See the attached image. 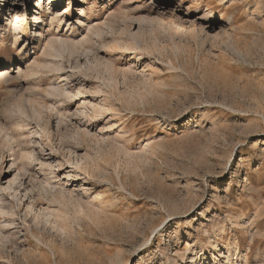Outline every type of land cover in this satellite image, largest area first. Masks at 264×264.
<instances>
[{
    "label": "rangeland",
    "instance_id": "1",
    "mask_svg": "<svg viewBox=\"0 0 264 264\" xmlns=\"http://www.w3.org/2000/svg\"><path fill=\"white\" fill-rule=\"evenodd\" d=\"M15 1L28 20L0 34V70L28 57L0 80V264H264V0H43L75 24L48 39L91 51L54 62L38 0ZM20 136L33 177L10 166Z\"/></svg>",
    "mask_w": 264,
    "mask_h": 264
},
{
    "label": "bare ground",
    "instance_id": "2",
    "mask_svg": "<svg viewBox=\"0 0 264 264\" xmlns=\"http://www.w3.org/2000/svg\"><path fill=\"white\" fill-rule=\"evenodd\" d=\"M53 2H55V0H51L50 3H53ZM6 5H7V9H5V6ZM64 8L66 9L64 12L58 13V12L50 11L49 12L50 14L45 16L44 10H42L43 9V0H38L37 3H36V5H35V7H34V9H33L35 11V13H34V21H35V23H37V26H36L37 28L35 30L37 33L35 32L36 33L35 36H37L39 38L38 42L42 38L45 39V40H47V42L44 40L45 41V45H44V49H43V55L44 56H42V57H45V55H46L47 57H49V59L51 58L52 61L53 60H56V59H59L60 56L62 55L61 52L63 53V55H65L64 54L65 51L69 52L70 57L73 56L75 59H76V57L79 58L82 55L87 56L91 52L89 49L88 50L85 49V50H83L82 53H80L79 52V47H80L79 46V43L78 44H75L74 43V40H72V38H70L69 40H66V38L63 39L62 37L59 36V38L56 37V39H54V37H50L48 39V37L51 35V32H50L51 29H52L51 27L54 28L53 30H55V29L56 30H60L61 26L63 24H65L70 30H72V28H75V24L70 21V18L67 19V17L65 16L66 13L70 12L69 6H66ZM2 10H5L6 11V14L8 15L6 18L4 16V14L2 13L3 12ZM84 12H85V10L83 9L82 13H84ZM25 13H26V10L24 8V5L22 7L19 6V5H17L15 0H4V2L0 5V34H2V36H4L3 34H5V40L10 39V38H15V42H16L17 39L19 38V36L22 35V33H23V26L25 24V19H26V17L24 16ZM39 15L43 16V19H42L41 22H40V18L38 17ZM47 18H50V21H49V24H48L49 26L47 25V21H46ZM164 18H165V16H164ZM158 19H156V20L159 21V22H161V23L162 22H165L164 21L165 19H162L161 20V16ZM27 20L28 19H26V21ZM83 20H84V18L83 19L80 18L77 23L78 24H81V23H83L82 22ZM5 22L6 23H9L11 25V28L10 27H7L6 31H4L5 30L4 29V23ZM44 23L50 28L48 30V32H45L44 31L45 30V26H43ZM142 23H145V22H141V24ZM178 23H180V22H178ZM178 26H180V25H178ZM88 28H89V30H88L87 36H90L89 34H91L93 36V37H89V40L86 41L87 43L88 42L90 43L92 41V39L96 37L95 34L98 35L99 32L100 33H102V32H101V30H99L97 28H96L97 30H95V28H93L92 26H89ZM82 42H83V40H82ZM70 46H72V47H70ZM86 46H87V44H86ZM84 48H85V46H84ZM14 52L16 53V56H14V62H11L12 64H10L9 67L0 70V80L1 79L2 80L3 79H6L7 80V78L9 79L10 77H12L14 75V73H16L18 75L21 73V69H20V67H18V66H23V62L21 61V57L24 56L25 59H26L28 56H27V54H24V52H22L21 50L20 51L15 50ZM35 58H36V56H35ZM52 61H50V63H52ZM26 63H27V74H28V72L33 71L32 68H34V67H35L34 68L35 69L34 70V73H35V71H36L35 63H37V62L35 61V62H32V63H29V62H26ZM36 65H38V64H36ZM60 65L57 64V66H53L52 69H54V71H60V70H62V69H60ZM45 69L47 70V68H45ZM49 74H50V72H49ZM43 75H45V74H43ZM33 76H36V75H33ZM27 77H29V75ZM30 77H31V75H30ZM55 78L60 79L59 77H55ZM59 82L61 83L62 81H59ZM54 89L53 90H49L47 94L54 95V97L55 96H58L59 99H60L61 94L63 93V90H64L63 89V86H61V87L60 86H55ZM66 89H67V87H66ZM13 127H15V125ZM109 127L112 128L111 126H109ZM20 128H21V126H20ZM0 131H1V134L3 136V133H2V132H4L3 129L0 128ZM12 133H15V132H12ZM2 136H1V138H2ZM20 137L23 138L22 136H20ZM13 138H14V136L11 135L10 138H7V139H9L8 141H11ZM14 141H13V143L16 142V141L15 142ZM29 142L30 141L28 139L25 140V138H23L22 142H20L19 145H13V143H12V145L10 146V150H13V158H12V161H10V163H11L10 166H13L14 167L13 169H15L16 172L18 171L21 175L22 174L23 175L28 174V177L29 176H32L33 177V172H32L33 168L32 167H33V163L35 162V157L38 154H37L36 148H33L32 147V145H35L36 146V141H34V139H33V141L31 140V142L33 144H29ZM5 144H7V142ZM16 147H17V149L19 148V150H17ZM2 148H3V145H2ZM44 152H45V150H43V148H42L41 151H40V153H44ZM47 164L51 167V169H53V165H51L48 162H46V164H44V165H47ZM13 169H11V171H13ZM51 169H50L49 173L50 174H54V172H53L54 170H51ZM86 177H87L88 180H92V181L94 179L96 180V179L99 178V177L96 178V175H94L93 173H90V172H86ZM97 181H100V180L98 179ZM1 197H3V195H0V199H1ZM2 210H3L2 205H0V211H2ZM7 223L8 222L6 221L3 225L4 226H7L8 225Z\"/></svg>",
    "mask_w": 264,
    "mask_h": 264
}]
</instances>
